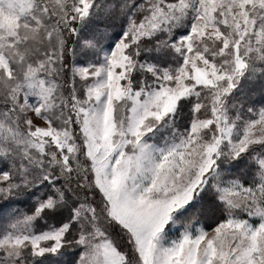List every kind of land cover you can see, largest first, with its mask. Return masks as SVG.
Here are the masks:
<instances>
[{
  "label": "snow or ice",
  "instance_id": "6c2138e0",
  "mask_svg": "<svg viewBox=\"0 0 264 264\" xmlns=\"http://www.w3.org/2000/svg\"><path fill=\"white\" fill-rule=\"evenodd\" d=\"M256 86L264 0H0V264H264Z\"/></svg>",
  "mask_w": 264,
  "mask_h": 264
},
{
  "label": "rangeland",
  "instance_id": "374dc122",
  "mask_svg": "<svg viewBox=\"0 0 264 264\" xmlns=\"http://www.w3.org/2000/svg\"><path fill=\"white\" fill-rule=\"evenodd\" d=\"M118 30L119 28L117 25L115 31H118ZM67 59H68V64L71 65L72 63L75 62V60L82 61L84 58L78 56L74 60L71 54H69ZM249 95H250V98H249V101L247 102L248 107L259 108L261 106H264V93L260 92L258 86L253 87L250 90ZM239 176H240V172L234 169L232 173L229 176H227V179H235ZM244 179L246 181H250L251 176L249 175L245 177ZM206 200L204 201V207L206 211L200 217V220H201L200 226L205 227L208 231H211V229L217 225V223L220 221L222 217L218 211L211 210L210 208H208V206L206 205ZM30 205H31L30 201H27V202L21 201L20 203L13 205V207L20 208L22 211H28ZM63 253L64 254L61 257H50L48 260L45 261V264H51V262L54 260H59L60 264H77L79 260V249L74 248V247L66 248L63 250Z\"/></svg>",
  "mask_w": 264,
  "mask_h": 264
},
{
  "label": "trees",
  "instance_id": "16d2710c",
  "mask_svg": "<svg viewBox=\"0 0 264 264\" xmlns=\"http://www.w3.org/2000/svg\"><path fill=\"white\" fill-rule=\"evenodd\" d=\"M206 205L208 206V208H210L211 210H214V208L209 204V201L206 200ZM216 211V210H215Z\"/></svg>",
  "mask_w": 264,
  "mask_h": 264
}]
</instances>
